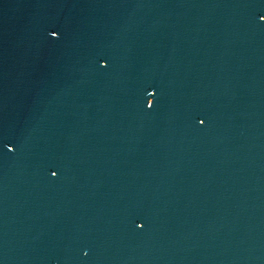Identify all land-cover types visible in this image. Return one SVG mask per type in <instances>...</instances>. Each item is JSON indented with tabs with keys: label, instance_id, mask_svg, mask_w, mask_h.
<instances>
[{
	"label": "water",
	"instance_id": "obj_1",
	"mask_svg": "<svg viewBox=\"0 0 264 264\" xmlns=\"http://www.w3.org/2000/svg\"><path fill=\"white\" fill-rule=\"evenodd\" d=\"M0 264H264V0H0Z\"/></svg>",
	"mask_w": 264,
	"mask_h": 264
}]
</instances>
